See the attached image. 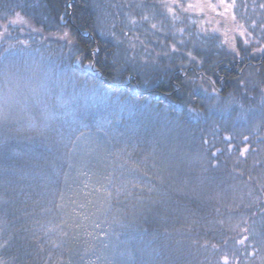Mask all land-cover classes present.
<instances>
[{
	"label": "trees",
	"instance_id": "trees-1",
	"mask_svg": "<svg viewBox=\"0 0 264 264\" xmlns=\"http://www.w3.org/2000/svg\"><path fill=\"white\" fill-rule=\"evenodd\" d=\"M243 22L232 0H0V264H264Z\"/></svg>",
	"mask_w": 264,
	"mask_h": 264
},
{
	"label": "rangeland",
	"instance_id": "rangeland-1",
	"mask_svg": "<svg viewBox=\"0 0 264 264\" xmlns=\"http://www.w3.org/2000/svg\"><path fill=\"white\" fill-rule=\"evenodd\" d=\"M238 11V16L244 19L243 26L234 24V36L241 37L246 44H258L264 39V0H232ZM213 6V5H212ZM215 6H213V10ZM204 42L211 40L208 34H202ZM217 40L216 36L212 38ZM250 116L249 122L252 123L254 118ZM248 142V141H247ZM246 142V143H247ZM252 143L248 144L250 147ZM244 147V146H243ZM241 148L245 150L246 148ZM236 149V148H235ZM240 151V149L238 148ZM231 224L234 226V217H231ZM241 221L240 218L236 222ZM241 223V222H239Z\"/></svg>",
	"mask_w": 264,
	"mask_h": 264
}]
</instances>
